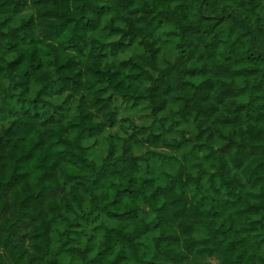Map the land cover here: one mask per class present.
Here are the masks:
<instances>
[{
	"label": "clouds",
	"instance_id": "1",
	"mask_svg": "<svg viewBox=\"0 0 264 264\" xmlns=\"http://www.w3.org/2000/svg\"><path fill=\"white\" fill-rule=\"evenodd\" d=\"M0 264H264V0H0Z\"/></svg>",
	"mask_w": 264,
	"mask_h": 264
}]
</instances>
